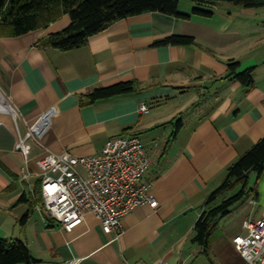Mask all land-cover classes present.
Returning a JSON list of instances; mask_svg holds the SVG:
<instances>
[{"label":"crops","instance_id":"1","mask_svg":"<svg viewBox=\"0 0 264 264\" xmlns=\"http://www.w3.org/2000/svg\"><path fill=\"white\" fill-rule=\"evenodd\" d=\"M192 7L180 1L183 12ZM212 11L211 18L156 12L120 20L72 51L38 46L66 29L68 16L22 37H0V238L25 242L36 264H179L176 253L193 241L211 194L264 138V40H254L259 23L250 41L237 25L241 16L257 13L243 7L236 12L232 4ZM172 35L193 36L198 45L155 46ZM241 52L247 53L244 64ZM232 60L241 63L238 72L254 70L251 90L227 78ZM131 81L138 92L82 102L95 89ZM143 105L149 112L140 111ZM42 117L46 128L31 142L34 162L46 150L96 156L114 138L138 136L152 159L143 182L158 207L135 208L117 241L92 213L72 232L50 220L41 206L24 222L26 201L35 198L39 180L21 183L23 157L16 146ZM248 188L253 191L224 218L238 219L237 228L221 238L233 251L234 264H244L234 238L247 234L246 221L264 219V173L251 174ZM217 239L213 235L212 248Z\"/></svg>","mask_w":264,"mask_h":264},{"label":"trees","instance_id":"2","mask_svg":"<svg viewBox=\"0 0 264 264\" xmlns=\"http://www.w3.org/2000/svg\"><path fill=\"white\" fill-rule=\"evenodd\" d=\"M192 15L213 17V8L232 4L245 9L264 8V0H191ZM180 0H0V37H22L38 30L47 29L64 16L70 25L61 32L50 34L39 41L40 47H52L61 51H72L84 47L90 38L108 30L114 23L147 13H162L175 18L189 19L190 15L179 12ZM197 40L188 35H172L155 43V46H197ZM227 78L240 82L247 90L254 87V70L238 72L239 61H229ZM137 82H124L107 88L95 89L82 99L85 104L115 96L136 93ZM264 173V138L243 155L230 169L226 181L208 199L206 209L197 222L193 243L204 253L212 248V238L219 222L229 216L234 206L253 190L248 188L251 174ZM238 188H240L238 190ZM30 213L43 206L42 185L37 181L35 198L26 201ZM25 242L18 239L0 238V264H36Z\"/></svg>","mask_w":264,"mask_h":264},{"label":"built area","instance_id":"3","mask_svg":"<svg viewBox=\"0 0 264 264\" xmlns=\"http://www.w3.org/2000/svg\"><path fill=\"white\" fill-rule=\"evenodd\" d=\"M140 111L149 112L145 105ZM46 125L44 117L31 125L27 135L19 137L16 149L23 157L20 181H41L40 211L50 220L72 232L92 213L101 221L104 232L117 241L124 235V218L135 208L158 207L150 186L143 182L152 159L138 136L114 138L96 156L78 158L69 152L54 154L46 150L34 162L31 142L39 140ZM244 227L247 234L234 238L236 250L244 264H264V219L246 221Z\"/></svg>","mask_w":264,"mask_h":264},{"label":"rangeland","instance_id":"4","mask_svg":"<svg viewBox=\"0 0 264 264\" xmlns=\"http://www.w3.org/2000/svg\"><path fill=\"white\" fill-rule=\"evenodd\" d=\"M182 3H191L194 6V3L191 0H180ZM226 6V5H224ZM231 6V5H229ZM242 7H236L232 5V10L241 11ZM264 10V9H262ZM262 10H253L257 13V15L252 17H242L241 16V22H238L237 25L243 26V36L245 40L249 41L251 38L248 36L252 32H255L253 29H256L254 26V23H259V32L260 34L255 36V39H263L264 40V11ZM184 10L179 9V12L185 15L193 14L194 8L190 10V12H183ZM226 12V11H225ZM219 13V12H217ZM236 15H233V20H235ZM239 17V16H238ZM238 17L236 20H238ZM218 18L221 19V15L218 14ZM213 19L214 24H219L220 19ZM207 20V19H206ZM253 23V24H252ZM254 27V28H252ZM238 57L242 59V64L245 63V60L247 58L246 52H241L238 54ZM238 219L235 215L234 217L223 219L219 222L218 227L215 231V238H218L215 242L216 245H214L213 248L209 251V253H204L202 248L198 246L197 244L193 243L192 238L189 240H186L185 243L182 244L181 248L176 253V260L179 264H234V254L233 251H231L229 245H227L225 240H222L224 233H227L228 231H234L238 226Z\"/></svg>","mask_w":264,"mask_h":264},{"label":"bare ground","instance_id":"5","mask_svg":"<svg viewBox=\"0 0 264 264\" xmlns=\"http://www.w3.org/2000/svg\"><path fill=\"white\" fill-rule=\"evenodd\" d=\"M1 103H2V101H1Z\"/></svg>","mask_w":264,"mask_h":264}]
</instances>
